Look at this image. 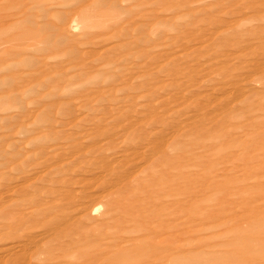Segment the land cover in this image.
Returning <instances> with one entry per match:
<instances>
[{
	"label": "rangeland",
	"instance_id": "1",
	"mask_svg": "<svg viewBox=\"0 0 264 264\" xmlns=\"http://www.w3.org/2000/svg\"><path fill=\"white\" fill-rule=\"evenodd\" d=\"M0 264H264V0H0Z\"/></svg>",
	"mask_w": 264,
	"mask_h": 264
},
{
	"label": "bare ground",
	"instance_id": "2",
	"mask_svg": "<svg viewBox=\"0 0 264 264\" xmlns=\"http://www.w3.org/2000/svg\"><path fill=\"white\" fill-rule=\"evenodd\" d=\"M170 206V205H169ZM156 209V208H155ZM154 234V233H153ZM155 235V234H154ZM152 237V236H151Z\"/></svg>",
	"mask_w": 264,
	"mask_h": 264
}]
</instances>
